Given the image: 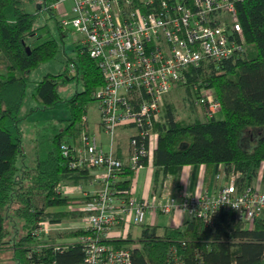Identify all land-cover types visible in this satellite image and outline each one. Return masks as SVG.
<instances>
[{
	"label": "trees",
	"instance_id": "obj_1",
	"mask_svg": "<svg viewBox=\"0 0 264 264\" xmlns=\"http://www.w3.org/2000/svg\"><path fill=\"white\" fill-rule=\"evenodd\" d=\"M35 3L37 10L33 12L24 9L22 0H0V52L9 61L7 76H0V250L18 249L24 264H76L83 257L82 245L78 241L58 243L57 238L75 237L88 230L64 228L40 237L32 231L40 218L48 216L59 221L63 214H83L49 212L47 208L65 204L71 198L56 190L59 182L89 177L86 169L69 167L61 143L88 130V119L83 115L103 76L97 59L85 46L76 44V55L68 57L60 71L46 72L38 79L32 96L44 107L60 99L58 76L62 83L81 80L82 87L67 99L68 117L40 124L34 138V162L25 161L20 150L19 120L28 76L58 51V42L53 38L33 45L27 41L37 29L38 10L46 8L63 30L52 0ZM235 4L245 39L244 55L221 61L202 58L196 66L184 69L187 81L180 83L189 91L193 84L198 89L211 87L222 117L176 118L175 106L165 102L163 114L153 123L158 132L152 158L155 188L161 187L162 178L169 175L172 191L176 192L182 166L199 163L205 165V174L220 163L227 171H239L236 182L241 187L244 181L252 180L264 160V0H236ZM69 63L74 64L73 74L68 72ZM16 70L19 74L14 73ZM251 131L255 134L249 138L255 142L252 148H246L243 140ZM117 173L116 186L129 188L134 170L124 165ZM103 241L129 247L133 264H168L171 245H175L182 264H264V216L257 217L253 227L248 228L232 211L219 210L211 226L197 216L178 226L164 225L161 233L157 224L143 223L137 239L106 237Z\"/></svg>",
	"mask_w": 264,
	"mask_h": 264
},
{
	"label": "built area",
	"instance_id": "obj_2",
	"mask_svg": "<svg viewBox=\"0 0 264 264\" xmlns=\"http://www.w3.org/2000/svg\"><path fill=\"white\" fill-rule=\"evenodd\" d=\"M70 1L69 5L65 2ZM236 0H52L62 27L72 26L81 34L77 44L85 46L97 59L103 83L92 96L99 111L98 125L108 136V148L98 137L82 130L61 143V151L73 169H86L89 179L101 186L86 192L80 183L59 182L56 190L69 195L82 190L87 198L71 199L52 205L49 212L79 211L82 228L88 230L71 238L82 245L83 257L76 264H133L129 247H116L103 241L126 214L142 230L147 213L160 211L172 215L186 212L200 217L203 224L213 225L219 212L232 211L248 228L264 210V191L257 184L264 176L261 160L253 181L238 187L240 172L227 171L223 164L214 167L216 190L189 193L172 191L170 176L146 198L132 196L129 188L116 186L118 171L124 165L132 170L151 163L157 146L158 132L153 129L163 96L174 83L187 81L184 69L196 66L202 58L221 61L245 53V39ZM42 4L44 0H36ZM74 73V64L69 63ZM68 71V72H69ZM189 104L200 106L206 117L221 108L213 89L190 86ZM196 90V92H195ZM87 119V115H83ZM132 125L126 161L113 153L116 128ZM74 198V197H73ZM76 219V218H75ZM78 219V217H77ZM76 219V220H77ZM74 220V219H73ZM43 217L32 233L40 237L62 225ZM56 245V248H59ZM168 264H182L175 245L169 247Z\"/></svg>",
	"mask_w": 264,
	"mask_h": 264
},
{
	"label": "rangeland",
	"instance_id": "obj_3",
	"mask_svg": "<svg viewBox=\"0 0 264 264\" xmlns=\"http://www.w3.org/2000/svg\"><path fill=\"white\" fill-rule=\"evenodd\" d=\"M66 5H69V1L65 2ZM22 6L27 11H36L37 6L35 0H22ZM54 13L58 16L57 10L53 9ZM36 25L37 29L34 34L28 38L30 44H36L46 38H53L58 42V51L54 58L48 59L40 62L35 68L31 70L28 76L27 81V95L23 102L19 127L21 133V143L20 150L22 157L28 163L34 162L35 159V134L36 130L39 128L40 124L48 120H57L59 118H66L69 116V108L67 105V99L78 89H81L82 83L78 79H68L62 83L61 76H58L57 81L59 82V93L60 99L53 105L49 107L42 106V103L39 102L36 98L32 96L34 91L35 84L40 79L44 73L52 72L56 73L64 67L65 60L67 57H72L76 55V44L78 39H80L81 34L76 31L72 26L63 27V30H60L57 25L55 18L51 13L46 9H40L37 12L36 16ZM9 64V61L5 58L4 53L0 52V76L5 78L7 76L8 69L6 66ZM15 74H19L16 70ZM69 74H73L72 71H69ZM193 91H189L188 86L180 83H174L172 88L165 93L164 100L161 103V110L165 105V102L171 103L175 106V117L176 118H186L192 120L195 117L205 118L204 112L200 106L192 107L189 104V100L193 96ZM87 119L92 125L98 120V107L95 99L91 100L87 107ZM216 117H222V113L218 112ZM249 133V136H248ZM246 136V141L243 140L244 146L246 148H252L254 145L255 139H250L253 137L254 132H248ZM264 178V177H263ZM261 182L262 190L264 191V179ZM71 199L74 194H70ZM261 215L264 216V210L261 212ZM62 220H71L77 217H70L67 214H63ZM170 215L158 214L154 218V223L159 224L160 226L168 224V219ZM75 221V220H73ZM147 221V217H146ZM8 222V220H7ZM56 229L51 230L52 234L56 233L59 230L66 228L79 227L75 222L70 224L68 222L61 223ZM137 225L132 224L131 230L133 237H135ZM70 239V238H69ZM57 240L62 242L64 239L58 237ZM0 264H24L19 255V251L16 248H6L0 250Z\"/></svg>",
	"mask_w": 264,
	"mask_h": 264
},
{
	"label": "crops",
	"instance_id": "obj_4",
	"mask_svg": "<svg viewBox=\"0 0 264 264\" xmlns=\"http://www.w3.org/2000/svg\"><path fill=\"white\" fill-rule=\"evenodd\" d=\"M69 4H70V1H69ZM58 18H59V14H58ZM8 65L6 66L7 69H8ZM163 100H164V96H163ZM162 114H163V110H161L160 108L159 116H161ZM98 122H99V111H98V120L95 123L91 125L88 120V131L90 133L96 134L102 146L104 148H108V136L102 130V128L98 125ZM135 131L136 129L132 125H119L116 128L115 141L113 142L112 150H113V153H115V155L118 156L123 161L127 160L128 151H129V137ZM78 137L79 136L74 138L75 141H78ZM154 170H155V167L153 163L146 162L143 166L137 168L134 171L133 176H132L131 186L129 187L130 193L132 196H135L136 198H146L151 194V192H153V190L159 189L158 185H157V188H155L153 184ZM213 171H214V168L211 170V172H208L205 174V165L203 163H199L196 166H193L191 164H185L182 166L180 174H179V188L189 193L198 192L203 189H208L209 191L216 190V186L218 183L217 181H215V178L213 176ZM263 177L260 181L264 179ZM252 181L253 183H257L255 177L252 178ZM260 181H258L257 184L259 185L260 189H262ZM64 183L65 184L80 183L82 186V190L86 192L95 190L101 186L100 182H98L97 180H92L91 178L90 179L87 178V180H80V181L78 180L75 182L65 181ZM82 190L77 191V193H75L73 197L80 199V200L87 198L88 196L83 194L84 192ZM160 213L165 214L160 211H157L153 214L147 213L146 214L147 221L145 217L144 223H147L150 225L155 224L154 218L156 215ZM165 215H170V217L168 219V224H164V225L178 226V225H181L184 220L190 219V216L186 212L177 213L174 221H172L171 214H165ZM80 216H77L78 219L77 218H76L77 220L74 219L75 221H73V219L72 221L69 219L66 221L60 219L59 222L63 221L62 223L68 222L70 224H73V222H75L79 227H82L83 222L80 221L79 219ZM132 224L134 223L131 221V215L126 214L124 219L118 222L115 225V227H113L112 231L109 233V237H120V238L131 237V238L137 239L140 236V231L136 228L135 237H133V233L131 230ZM164 225L160 226L158 224L159 233L162 232V228ZM71 238L70 239L63 238L64 240L62 242L71 241ZM58 243H61V242L58 241ZM110 244L113 245L112 243Z\"/></svg>",
	"mask_w": 264,
	"mask_h": 264
},
{
	"label": "water",
	"instance_id": "obj_5",
	"mask_svg": "<svg viewBox=\"0 0 264 264\" xmlns=\"http://www.w3.org/2000/svg\"><path fill=\"white\" fill-rule=\"evenodd\" d=\"M26 48H27V49H30L29 45H26Z\"/></svg>",
	"mask_w": 264,
	"mask_h": 264
}]
</instances>
